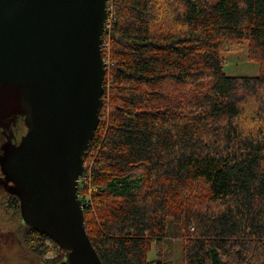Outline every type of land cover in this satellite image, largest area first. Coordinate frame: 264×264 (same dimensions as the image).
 Returning a JSON list of instances; mask_svg holds the SVG:
<instances>
[{"label": "trees", "instance_id": "obj_1", "mask_svg": "<svg viewBox=\"0 0 264 264\" xmlns=\"http://www.w3.org/2000/svg\"><path fill=\"white\" fill-rule=\"evenodd\" d=\"M108 3L111 86L79 191L102 263L165 264L149 256L180 226L183 264H264V0ZM245 48L260 74L227 75ZM25 254L68 264L2 191L0 264Z\"/></svg>", "mask_w": 264, "mask_h": 264}, {"label": "water", "instance_id": "obj_2", "mask_svg": "<svg viewBox=\"0 0 264 264\" xmlns=\"http://www.w3.org/2000/svg\"><path fill=\"white\" fill-rule=\"evenodd\" d=\"M108 0H0V128L20 120L1 171L24 224L67 252L68 264H103L79 197L84 156L104 106Z\"/></svg>", "mask_w": 264, "mask_h": 264}, {"label": "rangeland", "instance_id": "obj_3", "mask_svg": "<svg viewBox=\"0 0 264 264\" xmlns=\"http://www.w3.org/2000/svg\"><path fill=\"white\" fill-rule=\"evenodd\" d=\"M223 59H225L226 66L225 72L230 76H245L253 77L260 74L261 68L258 63L252 62L249 59L248 48H245L244 51L238 53H226L223 54ZM109 97V96H108ZM93 155H96V152H92ZM94 166V162L90 163ZM91 186V184H90ZM90 197V194H88ZM91 201V197H90ZM6 226V225H4ZM173 234H169L168 238L164 243L158 244L155 246V249L149 256L150 261H156L158 259V253H165V264H183L182 250H181V241L184 240L185 229L180 226H172ZM179 230V232H177ZM189 230L193 231L194 228L191 227ZM186 239V238H185ZM49 256V255H48ZM56 256V252L51 253L50 257ZM49 257V258H50ZM8 261H11V264H39V262L33 257L26 255L25 258H14L11 257Z\"/></svg>", "mask_w": 264, "mask_h": 264}, {"label": "flooded vegetation", "instance_id": "obj_4", "mask_svg": "<svg viewBox=\"0 0 264 264\" xmlns=\"http://www.w3.org/2000/svg\"><path fill=\"white\" fill-rule=\"evenodd\" d=\"M24 133H25V125L22 120H20L15 126L9 125L5 129L0 128V157L3 154V147L9 142L14 144H19ZM11 186L12 184L7 181L6 176L2 173L1 165H0V193L2 191L8 192V188ZM39 264H44V263H39Z\"/></svg>", "mask_w": 264, "mask_h": 264}, {"label": "built area", "instance_id": "obj_5", "mask_svg": "<svg viewBox=\"0 0 264 264\" xmlns=\"http://www.w3.org/2000/svg\"><path fill=\"white\" fill-rule=\"evenodd\" d=\"M111 8L112 6L109 4V12H108V18H107V21L105 23V27H104V31H103V44H102V48H103V52H106V53H109L110 52V43H109V37H110V32H111V27H112V17L109 15L110 11H111ZM104 37H106V41H104ZM105 66H106V75H107V68L109 66V62L105 60ZM106 78V76H105ZM107 87H105V92H104V104H105V101L108 99V92H109V89H110V86H111V82H110V76H108L107 78ZM92 166L91 165H88L86 166L85 165V170H84V173L82 174V176L80 177V180H79V191L81 189H85L87 187H90V184H91V179H92ZM87 198L90 202V197L87 196L85 198V203L87 202ZM87 205V204H86Z\"/></svg>", "mask_w": 264, "mask_h": 264}]
</instances>
